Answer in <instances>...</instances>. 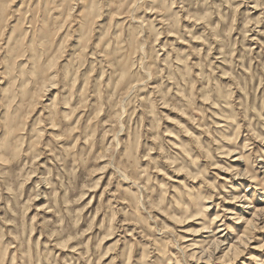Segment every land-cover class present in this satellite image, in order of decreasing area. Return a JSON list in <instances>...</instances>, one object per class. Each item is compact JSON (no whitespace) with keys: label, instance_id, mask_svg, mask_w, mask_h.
<instances>
[{"label":"rangeland","instance_id":"1","mask_svg":"<svg viewBox=\"0 0 264 264\" xmlns=\"http://www.w3.org/2000/svg\"><path fill=\"white\" fill-rule=\"evenodd\" d=\"M3 2L0 264H264V0Z\"/></svg>","mask_w":264,"mask_h":264},{"label":"bare ground","instance_id":"2","mask_svg":"<svg viewBox=\"0 0 264 264\" xmlns=\"http://www.w3.org/2000/svg\"><path fill=\"white\" fill-rule=\"evenodd\" d=\"M2 2H3V0H0V4H2ZM4 3V2H3ZM8 4V3H7ZM8 8V7H7ZM7 27V26H6ZM243 174V173H242ZM246 177V176H245ZM237 178V177H236ZM250 179V178H249ZM244 197V196H243ZM246 198H247V196H246ZM237 199V201H238V198H236ZM240 199V198H239ZM208 202H210V201H208ZM150 204V203H149ZM153 206V205H152ZM157 208V207H156ZM243 208H251V207H249V206H245V207H243ZM211 210H212V207H210V205L208 204V205H206L205 206V209H204V211L206 212V214L208 213V212H211ZM243 212V211H242ZM228 213H230V214H232V211H229ZM264 214V207L263 208H260L255 214H253L252 216H253V218L255 219V220H257V221H260V219H262V215ZM245 217V216H244ZM244 217H241L239 220H242V219H244ZM219 218H220V215L219 216H217V217H215V219L213 220V222H221L220 224H219V229L217 230V231H215L214 229H213V234H211L212 235V245H214V249H215V252L216 251H218L219 249H222V247H224V246H226L227 244L225 243L226 242V238H227V235H225L224 233H225V231H227L228 229H233L232 228V226H228L227 225V219H225V216L223 217V220H220L219 221ZM253 218L252 219H247V225L248 226H250V227H252V229H253ZM234 218H228V220H233ZM263 220V219H262ZM213 222H212V225H213ZM237 223V222H236ZM229 224V223H228ZM239 224V223H238ZM247 226V227H248ZM251 230V229H250ZM231 231V230H230ZM259 231V230H258ZM165 232V231H164ZM168 232V231H167ZM248 236L247 235H245L244 234V239H246ZM243 239V240H244ZM248 239V238H247ZM240 243H241V241H242V239L241 240H238ZM237 241V242H238ZM246 241V240H245ZM238 242V243H239ZM248 242V241H247ZM211 245V246H212ZM262 247V246H261ZM180 249V248H179ZM234 249V252H235V250H236V248H235V245L234 244H231L230 246H229V251H231V250H233ZM181 251V250H180ZM206 251V250H205ZM204 251V252H205ZM229 251L227 252V253H229ZM202 253H203V251H201ZM199 253V252H198ZM226 253V254H227ZM209 254V253H208ZM226 254H225V257H226ZM195 256V255H194ZM203 257V256H202ZM206 257V256H205ZM227 258H229V257H227ZM227 260V259H226ZM221 261V260H220ZM225 262V261H224Z\"/></svg>","mask_w":264,"mask_h":264}]
</instances>
